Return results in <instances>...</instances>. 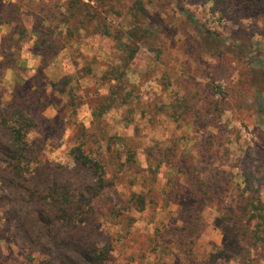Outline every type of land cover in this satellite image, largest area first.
I'll list each match as a JSON object with an SVG mask.
<instances>
[{
    "label": "rangeland",
    "instance_id": "obj_1",
    "mask_svg": "<svg viewBox=\"0 0 264 264\" xmlns=\"http://www.w3.org/2000/svg\"><path fill=\"white\" fill-rule=\"evenodd\" d=\"M37 70L46 85L68 79V102L72 94L82 105L69 121L74 104L41 112L47 122L27 136L35 179L4 156L2 116L14 86L29 85ZM45 93L56 101L49 86ZM107 96L126 103L94 118ZM79 142L106 174L98 193L71 155ZM181 156L203 179L218 171L228 181L224 194L205 198L184 245L169 224L181 226V208L169 200L183 184ZM64 192L89 215L46 246L50 257L44 223ZM131 192L142 194L133 205ZM242 193L264 208V0H0V264H73L75 254L62 248L69 237L96 247L123 239V252L104 264H264V246L238 237ZM150 241L167 256L149 255Z\"/></svg>",
    "mask_w": 264,
    "mask_h": 264
},
{
    "label": "trees",
    "instance_id": "obj_2",
    "mask_svg": "<svg viewBox=\"0 0 264 264\" xmlns=\"http://www.w3.org/2000/svg\"><path fill=\"white\" fill-rule=\"evenodd\" d=\"M221 1L223 3H227V0ZM183 14L188 19L193 20V16L190 13L183 12ZM135 51L136 50H133L130 53V58L134 56ZM45 81L46 79L44 78L43 74L39 70H37L35 76L30 79L28 83L29 85L24 84L23 86H14L13 93L11 95L12 100L6 106L10 109L6 110V115L3 114L2 116V125L6 127L9 136L8 145L6 144V146H4L3 148L4 156L15 161L14 165L12 166L14 170H16L17 172L25 171L26 173L31 174V176H33V178L35 179L40 168L38 170L36 168L35 158L37 157V155H35V157L34 154L32 155V144L34 140L29 142L27 140V136L31 129L36 126L38 120L47 122V120H45L40 115L41 112H43L48 106L53 105L56 107L58 112L62 114V112L65 111L63 110L64 106H66L67 108L69 105L71 106L72 104H74L72 106L73 110H71V112H69L67 116V120L69 121L74 118L73 116L77 115V105H82L74 101V96L72 94L70 95L71 97L68 102V98L66 97L65 92V88L69 84L68 79H62L57 83L51 82L49 85H46ZM47 86H49L54 91V93H52V96L54 100H56L55 102L46 99L50 97L45 93ZM31 88H33L34 90L31 91ZM111 94L116 96V92L114 91L111 92ZM54 96H56L57 98H55ZM118 99L119 98L110 96H107L105 98L102 97L99 104L95 108H92V116L94 118H97L103 115L109 109L117 106V103H126L125 98H123L124 100L122 101H119ZM34 101H38V105L35 106L36 111L31 112L30 107L33 106L32 103ZM38 113L39 115L37 117L36 115ZM74 123H76L77 129H79L80 133L87 132V130L81 124L77 122ZM82 146L83 143L80 144V142L77 145L73 146L71 155L78 167L77 169L87 171L94 177V189L95 193H98L108 184L105 178L106 174L103 171L100 162L94 160L90 156L89 151L87 152L84 148H82ZM205 158L206 155L202 154L198 160L200 162H205ZM133 162L134 161L132 159L131 163ZM178 164V171L182 176L183 184H177L174 186L169 200H172L178 205L179 208H181V214L179 217L181 226L178 228L175 227V224L173 223L169 224L173 229V232H175L178 236L177 239L179 241V245H184V241L186 239V230L191 227V223L194 224L200 221V212L205 205V198L210 193H218V196H220V194H224L225 191L221 189V186H227L228 181L225 180L226 174H222L223 172L218 171L216 173H211V176L206 180L203 179L200 171L194 173L188 170L186 156H181ZM239 177L240 176H237V178ZM248 186L249 182L247 183L246 187ZM91 189L92 188L88 186V190H90V192ZM78 195L81 196L82 192H78ZM139 195L141 196L142 194H138V196ZM244 195L245 193L238 195V198H236L235 201L237 216H234V222L238 228V237L240 235L241 237H245L253 241L255 245L264 246V208L262 206V202L260 201V198L258 196L254 197L251 194H248L244 197ZM60 197L62 199V201H59L61 207L57 208L54 214L47 217L44 223L48 238L47 242L43 244V249L44 253L50 257L53 256V250L50 251L49 249L53 247L46 246L49 244L55 246L57 244V240L60 236L59 233L63 228L67 229L69 227H78L83 223H85L86 225V220L88 219L89 215L88 209H82L83 204H81L80 202H78L79 204L74 209L72 208V201L68 196V192L61 193ZM139 197L131 192L129 196V203L132 204L134 200ZM137 202H142V207L145 206L143 200ZM242 222L247 223V227L242 226ZM238 225H240V227H238ZM250 226H252V228H250ZM19 228H21V226ZM22 231L23 236L26 237V231ZM178 232H182L183 234L179 235ZM167 234H169L170 236L169 232H167ZM158 236L161 237L160 234H157V237ZM67 240H72V242H68L71 244H68L67 246L63 244L62 248L75 254V257H72L74 258L73 264H104L106 261H108L109 253L111 251H117L120 254L121 252H123L120 247L124 245V247L126 248V243L123 244V239L121 238L115 240L117 244H110V246L103 245L101 247L90 245L89 242L85 240V237H79L77 239L69 237V239ZM151 241L148 245L149 255L152 254L156 259L167 256L166 254H163V252L157 250L158 248L156 246H158V244H153V242ZM115 245L119 246L115 247ZM164 246H166L167 248L169 247L167 244H164ZM176 264L178 263L176 262Z\"/></svg>",
    "mask_w": 264,
    "mask_h": 264
}]
</instances>
